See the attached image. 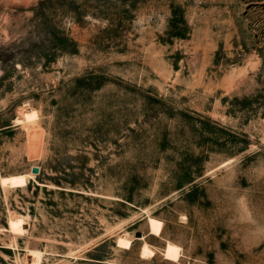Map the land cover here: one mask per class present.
Masks as SVG:
<instances>
[{"label":"rangeland","instance_id":"1","mask_svg":"<svg viewBox=\"0 0 264 264\" xmlns=\"http://www.w3.org/2000/svg\"><path fill=\"white\" fill-rule=\"evenodd\" d=\"M0 264H264V0H0Z\"/></svg>","mask_w":264,"mask_h":264},{"label":"bare ground","instance_id":"2","mask_svg":"<svg viewBox=\"0 0 264 264\" xmlns=\"http://www.w3.org/2000/svg\"><path fill=\"white\" fill-rule=\"evenodd\" d=\"M37 113V111H36ZM35 112L33 111H27L26 108L23 110V117L26 120L28 126V151H29V155L30 157L34 158L39 156L40 154V148H41V141H42V130L40 131L35 125L33 126L32 124H34V120L37 117ZM20 121V120H18ZM18 123V122H17ZM22 123V122H21ZM20 123V124H21ZM24 125V124H23ZM26 125V124H25ZM7 182H9V178H2V184L5 185L7 184ZM9 225L10 228L15 230L17 228H20L24 225V222L21 218L18 219H11L9 221ZM118 245L120 247H124V248H130L131 247V241L128 240L127 238L124 237H120L118 238ZM148 248L149 246L147 244H145L142 248V252L146 253L148 252Z\"/></svg>","mask_w":264,"mask_h":264},{"label":"water","instance_id":"3","mask_svg":"<svg viewBox=\"0 0 264 264\" xmlns=\"http://www.w3.org/2000/svg\"><path fill=\"white\" fill-rule=\"evenodd\" d=\"M39 172H40V168H39V167H37V166H33V167L31 168V173H32V174L37 175V174H39ZM135 236H136V238H142V233H141V232H137V233L135 234Z\"/></svg>","mask_w":264,"mask_h":264}]
</instances>
